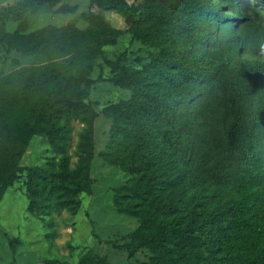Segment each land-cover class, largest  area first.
Returning a JSON list of instances; mask_svg holds the SVG:
<instances>
[{
  "label": "rangeland",
  "instance_id": "rangeland-1",
  "mask_svg": "<svg viewBox=\"0 0 264 264\" xmlns=\"http://www.w3.org/2000/svg\"><path fill=\"white\" fill-rule=\"evenodd\" d=\"M14 1L0 0V5ZM98 1L105 0H58L26 13V24L21 32L42 27L43 35L37 38L40 49H16L0 41V74L60 56L45 25H51L62 38L59 43L64 49L101 42L89 60L56 85L60 91L71 89L84 93V99L91 101L96 111L89 121L78 116L69 121L67 143L61 150H56L45 136L37 133L22 142L21 120L26 115L23 113L31 109L34 101L17 99L12 94L14 89L0 93V264H45V258L53 257L71 264H143L148 261L152 254L150 248L140 245L130 250L126 243L148 236L158 227L181 223L182 218L176 213L157 214L153 205L157 198L163 199L182 187L185 177L160 182L156 195L144 193L142 198L133 196L128 185L133 181L142 183L149 172L162 171V167L165 172L162 171L160 177L166 179L179 156L185 174L191 178L198 168L214 159L223 142L228 118L224 97L232 79L240 91L239 108L248 130L246 138L256 155L255 172L252 178H247L235 159L227 167L222 185L229 195L242 194L251 207L248 213L251 228L236 229L232 240L233 244L242 246L243 259L248 264L247 260L264 237L254 227L256 219L264 226V5H250L252 0H208L217 17L210 14L207 24L201 25L205 32L183 34V37L192 42L202 64L212 72L204 81L169 84L147 65L148 56L157 50L154 38L170 28L168 18L152 15L127 25L118 11L100 7ZM124 1L130 6L141 2ZM15 28V21H4L5 31ZM199 39L203 42H198ZM19 43L23 45L22 41ZM122 69L143 74L147 84L159 95L171 97L194 91L185 102H180L179 98L174 101L176 148L173 159L165 162L154 158L155 163L146 167L141 179L138 174L131 175L124 169L131 149H135V157L139 155L131 136L134 131L112 137L110 120L99 110L129 95L128 89L109 78ZM36 94L39 95L33 98L42 102L47 96L43 91ZM18 105L21 107L13 115L10 108ZM79 140L92 142V155L87 164L81 158ZM64 154L69 168L83 164L90 179L89 193L81 194L79 204L73 209L48 210L44 214L31 212L27 209L25 166L44 164L55 169ZM199 182L200 179L195 180L196 185ZM179 264L228 263L219 262L211 253L198 249Z\"/></svg>",
  "mask_w": 264,
  "mask_h": 264
},
{
  "label": "trees",
  "instance_id": "trees-1",
  "mask_svg": "<svg viewBox=\"0 0 264 264\" xmlns=\"http://www.w3.org/2000/svg\"><path fill=\"white\" fill-rule=\"evenodd\" d=\"M57 1L15 0L0 5V41L16 49H40L37 38L43 35V28L22 33L26 24L24 15L34 12L42 4L52 5ZM254 3L264 5V0H252L250 5ZM97 4L118 11L127 25L144 20L147 16L167 17L170 28L154 38L157 50L148 56V67L169 84L209 78L212 71L202 64L200 54L195 51L192 42L183 37V34L205 32L201 25H206L208 18L217 17L208 0H141L138 6H130L124 0H105ZM5 20L15 21L16 28L5 31ZM45 28L49 29L60 56L49 57L35 65H22L0 74V93L14 89L12 94L17 99L34 101L31 109L23 113L26 115L21 120L22 142L30 134L37 133L45 136L56 150H61L67 143L69 121L77 116L89 121L96 115V111L92 108V102L84 99V93L79 94L71 89L60 91L56 85L72 76L81 64L89 60L101 42L64 49L59 43L62 38L54 32L52 26L45 25ZM198 42L203 40L199 39ZM109 78L118 86L128 89L129 95L118 103L103 105L99 110L110 120L109 131L112 137L134 131L131 136L139 155L135 157V149H131L124 169L131 175L138 174V179H141L140 175L147 166L155 163L156 158L165 162L173 159L176 148L174 101L179 98L180 102H185L194 91L171 97L159 95L147 84L143 74L124 69L113 72ZM38 91L47 94L43 102L33 98L39 95L36 94ZM224 98L228 118L223 129L222 145L211 162L198 168L191 178L185 174L179 156L172 173H167L166 179L160 177L162 171L165 172L162 167V171L149 172L142 183L133 181L128 185L133 196L142 198L144 193L156 195L155 190L161 188L158 186L160 182H169L181 175L185 177L182 187L163 199L157 198L153 205L157 214L176 213L179 219L182 218L181 223L158 227L154 233L126 243L130 250L140 245L151 249L152 254L143 264H179L190 252L198 249L211 253L219 262L247 264L243 259L242 246L233 244L232 240L236 229L251 228L248 218L251 207L242 194L226 193L222 182L226 178L227 167L235 159L243 175L252 178L256 155L246 138L248 130L239 108L240 91L235 80L228 82ZM20 107L10 108L13 115L17 114ZM84 111L87 114L82 113ZM77 146L83 152L81 158L87 164L92 155V142L79 140ZM197 179H200L198 185L195 184ZM89 181L83 164L78 163L76 167L69 168L65 154L59 157L55 169L44 164L25 166L27 209L36 214L61 208L73 209L79 204L81 194L89 193ZM254 227L264 236V226L258 219ZM44 261L45 264H71L55 257L45 258ZM247 261L248 264H264V237Z\"/></svg>",
  "mask_w": 264,
  "mask_h": 264
}]
</instances>
